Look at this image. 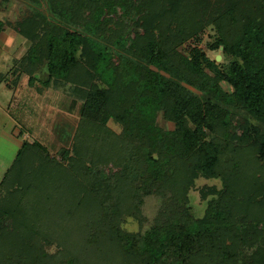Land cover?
<instances>
[{"label":"trees","instance_id":"1","mask_svg":"<svg viewBox=\"0 0 264 264\" xmlns=\"http://www.w3.org/2000/svg\"><path fill=\"white\" fill-rule=\"evenodd\" d=\"M31 1L0 32L30 44L19 74L74 87L81 121L60 161L24 142L4 174L0 264H264V0ZM200 180L220 183L201 215Z\"/></svg>","mask_w":264,"mask_h":264},{"label":"rangeland","instance_id":"2","mask_svg":"<svg viewBox=\"0 0 264 264\" xmlns=\"http://www.w3.org/2000/svg\"><path fill=\"white\" fill-rule=\"evenodd\" d=\"M41 11L47 16L51 15L49 0H42ZM33 7L31 0H0V20L14 23L29 15ZM207 42H213L214 31L209 30ZM30 44L25 38L19 36L12 28L5 25L0 32V182L4 174L11 167L19 149L24 142L38 141L50 151L55 160L62 159V153L70 148L71 138L80 125L79 102L74 87L54 79L47 86L45 81L49 78L46 66L41 67L36 80L30 82L29 76L19 74L20 69H26L24 58L29 53ZM201 48L207 56L219 65L230 62L223 53V49L209 50L207 43ZM228 93L232 88L222 83ZM241 114V113H240ZM244 115V113L242 112ZM158 125L172 130L174 124L167 122L163 114L158 117ZM109 128L121 133V128L111 122ZM218 181L200 180L190 192L191 206L195 213L201 215L204 207L200 196V189L204 186L219 185ZM149 214L155 215L156 202L150 200ZM128 233H137L139 223L128 218L124 223Z\"/></svg>","mask_w":264,"mask_h":264},{"label":"crops","instance_id":"3","mask_svg":"<svg viewBox=\"0 0 264 264\" xmlns=\"http://www.w3.org/2000/svg\"><path fill=\"white\" fill-rule=\"evenodd\" d=\"M19 150H20V149H19ZM14 160H15V159H14ZM13 162H14V161H13ZM13 162H12V163H13Z\"/></svg>","mask_w":264,"mask_h":264},{"label":"water","instance_id":"4","mask_svg":"<svg viewBox=\"0 0 264 264\" xmlns=\"http://www.w3.org/2000/svg\"><path fill=\"white\" fill-rule=\"evenodd\" d=\"M223 49V48H222Z\"/></svg>","mask_w":264,"mask_h":264}]
</instances>
